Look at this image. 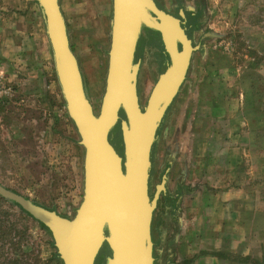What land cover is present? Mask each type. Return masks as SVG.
Returning a JSON list of instances; mask_svg holds the SVG:
<instances>
[{"label": "rangeland", "instance_id": "374dc122", "mask_svg": "<svg viewBox=\"0 0 264 264\" xmlns=\"http://www.w3.org/2000/svg\"><path fill=\"white\" fill-rule=\"evenodd\" d=\"M155 1L166 12L182 9L197 16L191 36L200 49L157 134L150 195L164 175L168 190L185 191L180 180L187 171L192 181L200 180L195 188L200 187L205 203L228 193L234 213L229 230L235 250L243 245L245 252L234 256L264 264V0ZM59 6L97 114L107 74L112 0H59ZM0 39L6 54L0 55V69L20 70L16 76L22 79L15 84L5 71L0 75V185L72 218L83 196L84 149L63 100L37 0H0ZM155 46L143 42L138 50L143 107L159 74ZM41 73L47 78L45 93L37 79ZM116 146L122 156V141ZM179 205L167 207L162 195L157 202L152 222L156 264H190L181 260L171 239L178 233ZM11 220L25 233L19 250L0 240V264H60L52 258V238L16 207L0 203V222L6 226ZM107 253L104 246L96 264H105Z\"/></svg>", "mask_w": 264, "mask_h": 264}, {"label": "water", "instance_id": "95a60500", "mask_svg": "<svg viewBox=\"0 0 264 264\" xmlns=\"http://www.w3.org/2000/svg\"><path fill=\"white\" fill-rule=\"evenodd\" d=\"M37 3L44 16L63 100L79 136L78 144L84 149L83 196L72 218L2 185L0 197L49 231L62 264H95L104 246L109 251L105 264H155L152 222L159 197L166 190L167 176L151 196L153 150L200 46H193L188 38L182 9L176 18L154 0H112L107 74L96 114L70 48L59 0ZM143 28L160 35L169 65L141 107L136 88L139 62H134V54ZM118 124L122 156L108 139Z\"/></svg>", "mask_w": 264, "mask_h": 264}, {"label": "crops", "instance_id": "0c3cea01", "mask_svg": "<svg viewBox=\"0 0 264 264\" xmlns=\"http://www.w3.org/2000/svg\"><path fill=\"white\" fill-rule=\"evenodd\" d=\"M2 49L3 46L0 47V55L3 57L6 54L1 52ZM3 68L6 72L7 67L4 66ZM43 69L48 71V66L43 67ZM4 71L0 69V75ZM19 71L15 73L14 70H7V81H16L15 84H19L18 82L22 81L21 78L16 76L20 73ZM37 79L41 80L42 83L40 91L45 93V89L48 88L47 78L45 75L42 76L41 73ZM189 177V172L187 171L184 175L185 179L180 180V183H184L185 191L173 187L172 191L166 188L162 194L163 203L167 207H174L175 201L180 204L177 213L178 233L173 234L171 239L175 242V248L181 260L184 263L188 261L190 264H224L225 260L219 256H228L229 254L230 258H232L231 256L234 253L244 256L243 245H241V250H235L234 232L229 230L233 227L234 220L233 199L229 197L228 193H222L217 196L220 201L216 198L212 203H205L200 187L199 189L195 188L200 180L195 177V181H192ZM220 216L223 219L218 220L216 217Z\"/></svg>", "mask_w": 264, "mask_h": 264}, {"label": "flooded vegetation", "instance_id": "af4514ba", "mask_svg": "<svg viewBox=\"0 0 264 264\" xmlns=\"http://www.w3.org/2000/svg\"><path fill=\"white\" fill-rule=\"evenodd\" d=\"M155 3L157 4L156 1H155ZM157 6H158V4H157ZM179 11H180V9H177V11L175 13H170V14L173 15L174 17H176V18H179ZM184 15H185V25L184 26L187 28L186 33L188 35V38L192 40L193 46H195V43H194V41L192 39V36H191V33H192V31H195L196 30L195 28H197V16H195L193 13H191V14L187 13V11H184ZM144 37H145V39H144ZM143 42H146L147 44H150V45H153V46H155L153 43L156 44V46H155L156 49H154L155 58H154L153 62L156 63L159 66L158 67V71H159L158 77H159V75L162 72H164L167 69V67L169 65V57H168V55L164 51L163 43L160 40V35L158 33H154V32L152 33L148 29L143 28L141 30V34H140V37H139V40H138V43H137V46H136L135 54H134V62L135 63L136 62H139V69H138V72H137V84H136V88H137V95H138V99H139V104H140L141 107H143V106L141 105L142 95L140 93L139 85H140V75H141L143 63H142V59H139L137 56H138V50H139L140 44L143 43ZM156 53H157V57H156ZM163 66H164V69H160ZM187 75H188V73H187ZM158 77H157V79H158ZM157 79H156V81H157ZM156 81H155V83H156ZM155 83H154V85H155ZM149 95H148V97H149ZM145 104H146V102H145ZM169 111H170V109L168 110V112L166 114V117L168 116ZM121 115H122V112H121ZM108 139H109L110 144L115 149L116 153L121 156V154L119 153V151L117 149V146H116L119 143V141L122 140L121 139V132H120L119 124L116 125L114 127V129L110 132ZM103 248H102L101 253H100L101 256H102ZM100 255L98 256L97 260L99 259ZM108 255L109 254L105 255L104 256V259H106V257ZM97 260H96V262H97ZM155 264H156V262H155Z\"/></svg>", "mask_w": 264, "mask_h": 264}, {"label": "trees", "instance_id": "16d2710c", "mask_svg": "<svg viewBox=\"0 0 264 264\" xmlns=\"http://www.w3.org/2000/svg\"><path fill=\"white\" fill-rule=\"evenodd\" d=\"M14 192V191H12ZM16 193V192H15ZM27 198V197H26ZM28 199V198H27ZM33 203H35L34 201H32ZM0 203H5L7 204L8 206L10 207H16L20 213L24 214L27 218H30L26 213H24L17 205H15L14 203L10 202V201H7L3 198L0 197ZM37 204V203H35ZM54 211V210H53ZM31 219V218H30ZM37 225L39 226V228L43 231L46 232L47 235H49V237L51 238V235L49 233V231L40 223L36 222ZM17 223L14 222V221H8V224L5 226L2 222H0V240H3L5 241V243H8L10 244V246L13 248V249H17L19 250V244L21 242V238H23L24 236V233H25V229L22 227V231H18L17 230ZM51 247H53L54 249V253L52 254V258L54 260H56L57 262H59L60 264H62V262L60 261L59 257H58V254L56 252V249L54 248L53 246V243L51 244ZM109 252V251H108ZM24 253L25 251H23V254L20 255V257H24ZM108 254V253H107ZM220 258H227V259H230V256H225V255H222V256H219ZM232 259H234L236 262L238 261L240 264H258L257 262L255 261H252L250 259V257H242V256H232ZM14 263H17L19 264L18 261H14Z\"/></svg>", "mask_w": 264, "mask_h": 264}, {"label": "built area", "instance_id": "2783aa9c", "mask_svg": "<svg viewBox=\"0 0 264 264\" xmlns=\"http://www.w3.org/2000/svg\"><path fill=\"white\" fill-rule=\"evenodd\" d=\"M1 84H2V83L0 82V87H1ZM0 95H1V93H0ZM0 100H1V97H0Z\"/></svg>", "mask_w": 264, "mask_h": 264}]
</instances>
